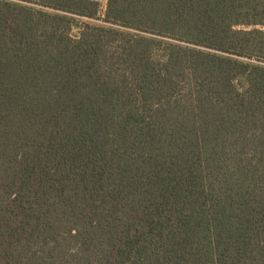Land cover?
<instances>
[{"label": "trees", "instance_id": "obj_1", "mask_svg": "<svg viewBox=\"0 0 264 264\" xmlns=\"http://www.w3.org/2000/svg\"><path fill=\"white\" fill-rule=\"evenodd\" d=\"M100 1L0 0V264H264V0Z\"/></svg>", "mask_w": 264, "mask_h": 264}, {"label": "rangeland", "instance_id": "obj_2", "mask_svg": "<svg viewBox=\"0 0 264 264\" xmlns=\"http://www.w3.org/2000/svg\"><path fill=\"white\" fill-rule=\"evenodd\" d=\"M100 4H101V8H100V13H99V16H103V13H104V7H105V1L104 0H101L100 1ZM77 20L81 21V22H88V23H91V24H99L100 21L99 20H90V19H85V18H78ZM71 34L72 35H77L78 34V29L77 28H74L72 31H71Z\"/></svg>", "mask_w": 264, "mask_h": 264}]
</instances>
